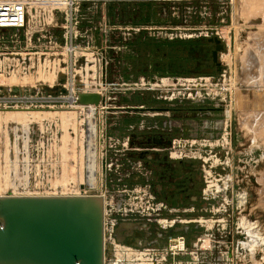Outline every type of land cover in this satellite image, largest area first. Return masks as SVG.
<instances>
[{"label":"rangeland","instance_id":"1","mask_svg":"<svg viewBox=\"0 0 264 264\" xmlns=\"http://www.w3.org/2000/svg\"><path fill=\"white\" fill-rule=\"evenodd\" d=\"M77 13L0 28V195L102 194L105 264H264V0Z\"/></svg>","mask_w":264,"mask_h":264},{"label":"water","instance_id":"2","mask_svg":"<svg viewBox=\"0 0 264 264\" xmlns=\"http://www.w3.org/2000/svg\"><path fill=\"white\" fill-rule=\"evenodd\" d=\"M213 40L219 64L223 45ZM78 100L104 103L97 91H80ZM104 214L95 194L0 195V264H105Z\"/></svg>","mask_w":264,"mask_h":264},{"label":"built area","instance_id":"3","mask_svg":"<svg viewBox=\"0 0 264 264\" xmlns=\"http://www.w3.org/2000/svg\"><path fill=\"white\" fill-rule=\"evenodd\" d=\"M96 1L98 0H0V28L20 29L25 27L28 18V10L33 5L35 6V9L38 8L36 9L37 12L42 13L46 11L48 13V17H51V20L54 18L58 19V13L61 14L62 19L64 18V23L61 20V24L71 25L72 23L74 24L77 22L76 16L81 3H95ZM100 1L104 2L107 0ZM227 1L231 2L233 0ZM42 6H45L47 10H42L40 8ZM98 7L100 10L105 11V7L103 5H99ZM38 15L39 14H37V16ZM93 105L94 104H87L83 106L88 107ZM182 246V238L178 237L176 241H174L173 245H170V249L177 252L181 250Z\"/></svg>","mask_w":264,"mask_h":264},{"label":"flooded vegetation","instance_id":"4","mask_svg":"<svg viewBox=\"0 0 264 264\" xmlns=\"http://www.w3.org/2000/svg\"><path fill=\"white\" fill-rule=\"evenodd\" d=\"M167 135L168 134H159L157 137H155L153 134L146 135V133H145L144 137H143L144 140H142V143L145 145V147L142 149H138V150H142L144 154H153L154 152L152 151V149H155V148L148 147L146 145H163V144H166L167 142H170L169 140H167L168 139ZM163 151H165V149H163ZM98 195H100L104 198V196L102 194H98ZM104 202H105V199H104Z\"/></svg>","mask_w":264,"mask_h":264},{"label":"bare ground","instance_id":"5","mask_svg":"<svg viewBox=\"0 0 264 264\" xmlns=\"http://www.w3.org/2000/svg\"><path fill=\"white\" fill-rule=\"evenodd\" d=\"M27 21H28V18H27ZM217 55H218V58H219V51H218V54ZM90 112L92 113V110H90ZM91 160H92V163H91L92 165L91 164H90L91 166L89 165L90 168H89V174H88V178L87 179H88V184H89V181H90L89 186L90 185H93L94 186L96 184V175H95V169H94V164H93V158Z\"/></svg>","mask_w":264,"mask_h":264},{"label":"crops","instance_id":"6","mask_svg":"<svg viewBox=\"0 0 264 264\" xmlns=\"http://www.w3.org/2000/svg\"><path fill=\"white\" fill-rule=\"evenodd\" d=\"M239 1H240V0H239ZM261 1H262V0H261ZM33 9H34V10L32 11L33 13L30 12V15H32V18L34 17V16H33L34 14H38V12H37V10L35 9V7H33ZM100 11H102V10H100ZM28 15H29V14H28ZM30 15H29V16H30ZM29 16H28V17H29ZM76 17H77V22H78V21H79V20H78V17H80V19H83V14H79V13H78V15H77ZM33 19H34V18H33ZM35 19H36V16H35Z\"/></svg>","mask_w":264,"mask_h":264}]
</instances>
